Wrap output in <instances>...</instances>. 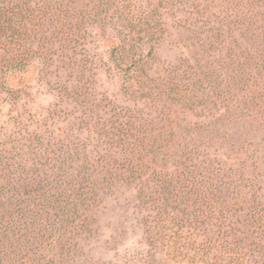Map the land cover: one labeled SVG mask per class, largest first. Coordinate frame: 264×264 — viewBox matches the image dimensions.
<instances>
[{
	"label": "trees",
	"instance_id": "1",
	"mask_svg": "<svg viewBox=\"0 0 264 264\" xmlns=\"http://www.w3.org/2000/svg\"><path fill=\"white\" fill-rule=\"evenodd\" d=\"M125 2L0 0V92L18 93L10 82L34 61L63 62L64 51L74 60L71 43L88 25L111 26L116 43L107 60L123 93L145 109L133 117L128 108H112L116 118L95 132L96 151L64 146L52 164L38 159L30 174L16 164L0 167V264H67L103 197L142 181L154 188L155 223L165 213L160 225L173 238L166 224L175 225L180 206L194 210L196 219L207 211L201 234L208 239L198 244L204 260L212 253L210 261L250 264L263 255L264 189L222 168V160L210 163L201 140L225 118H258L264 127V0ZM169 17L190 35L182 47L199 51L205 65L187 58L179 65L156 62Z\"/></svg>",
	"mask_w": 264,
	"mask_h": 264
},
{
	"label": "rangeland",
	"instance_id": "2",
	"mask_svg": "<svg viewBox=\"0 0 264 264\" xmlns=\"http://www.w3.org/2000/svg\"><path fill=\"white\" fill-rule=\"evenodd\" d=\"M174 20L169 17V35L157 49L156 62L159 65H179L183 58H187L192 65H205L199 51L182 47L190 35L172 25ZM80 33L83 36L76 38L75 44L71 43L76 50L74 60L71 51H64L63 62L51 58L34 61L27 73L13 75L10 85L18 93L0 92V167L16 164L25 167L30 174L38 159L42 163L48 159L52 164L50 159L59 157L64 146H85L87 151H96L95 132L103 130V123L113 122L116 118L113 115L120 108L130 109L126 115L133 117L138 116L136 111L145 112L140 102L123 93L122 78L107 60L109 50L116 43L113 27L97 30L88 25ZM237 44L245 45L242 41ZM193 57L197 63H193ZM195 115L200 117L204 112L197 110ZM193 118L191 114L186 115L188 120ZM220 123L210 126L208 129L212 132L201 140L208 149V161L222 160V168L230 166L251 180L253 188L264 189V127L258 118H225L223 126ZM153 190L148 181L111 189L103 197L94 220L88 223L87 232L76 242L74 254L67 264L228 262V258L210 261L212 253L208 254V260H204L205 256L198 252V244L208 239L201 234L208 228L207 211L196 219L194 210L180 206L174 214L175 225L166 224L176 233L174 238L160 225L165 226V213L155 223L154 213L149 209ZM247 191V188L240 191L241 199H249ZM200 223L203 225L199 226ZM194 226L198 228L193 230ZM166 245L170 248L167 249ZM262 248L263 255H256L250 264H264V246Z\"/></svg>",
	"mask_w": 264,
	"mask_h": 264
}]
</instances>
